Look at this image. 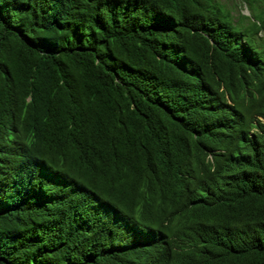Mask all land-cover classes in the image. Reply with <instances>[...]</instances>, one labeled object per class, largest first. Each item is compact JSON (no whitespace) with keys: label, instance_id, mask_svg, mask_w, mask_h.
<instances>
[{"label":"trees","instance_id":"16d2710c","mask_svg":"<svg viewBox=\"0 0 264 264\" xmlns=\"http://www.w3.org/2000/svg\"><path fill=\"white\" fill-rule=\"evenodd\" d=\"M0 264H264V0H0Z\"/></svg>","mask_w":264,"mask_h":264},{"label":"rangeland","instance_id":"374dc122","mask_svg":"<svg viewBox=\"0 0 264 264\" xmlns=\"http://www.w3.org/2000/svg\"><path fill=\"white\" fill-rule=\"evenodd\" d=\"M241 13H242V14H249V13L246 11V9H243ZM236 15H237V11L232 12V16H233V17H235Z\"/></svg>","mask_w":264,"mask_h":264},{"label":"clouds","instance_id":"9594fccd","mask_svg":"<svg viewBox=\"0 0 264 264\" xmlns=\"http://www.w3.org/2000/svg\"><path fill=\"white\" fill-rule=\"evenodd\" d=\"M247 11V10H246ZM248 12V11H247ZM245 15H249V14H245Z\"/></svg>","mask_w":264,"mask_h":264}]
</instances>
